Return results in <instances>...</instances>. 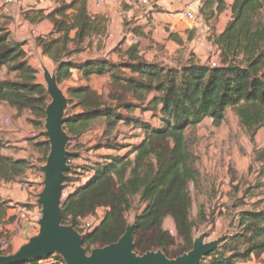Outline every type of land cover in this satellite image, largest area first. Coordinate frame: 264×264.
I'll return each instance as SVG.
<instances>
[{
	"label": "trees",
	"instance_id": "obj_1",
	"mask_svg": "<svg viewBox=\"0 0 264 264\" xmlns=\"http://www.w3.org/2000/svg\"><path fill=\"white\" fill-rule=\"evenodd\" d=\"M58 3L47 16L54 26L53 34L37 39L43 54L56 65L58 86L69 82L75 71L87 83L93 76L109 77L103 93L89 84L67 89L64 130L70 137L68 149L75 155L68 158L73 165L66 181H75L69 176L80 170L74 162L80 158L82 138L98 122L104 121L106 127L95 150H126L123 155L100 156L101 161L85 169L90 174L87 182L62 201V224L78 231L84 248L91 253L117 243L125 235L130 226L128 214L138 200L144 208L132 223L137 255L161 251L167 258L176 259L191 252L195 233L208 225L206 215L198 222L192 218L191 187L198 184L201 174L195 137L190 141L187 133L195 135L206 119L212 120L214 127H221L230 109L252 141L264 128V0L202 1L199 14L213 31L210 42L217 47L216 66L211 60L202 63L194 54L180 59L176 66L148 61L140 43L126 45V38L113 51L117 61L82 58L92 48L87 40L106 36L109 20L92 17L87 0ZM226 12L231 13V19L217 35V22ZM6 23V27L0 26V74L6 70L4 79H0V107L8 105L19 115L30 113L29 124L34 132L41 131L34 137L38 140L35 147L43 154L45 164L50 144L44 127L51 98L47 87L38 82V71L30 65L24 44L12 39ZM169 39L182 45L173 34ZM136 112L150 114V120L158 125L135 116ZM121 124L139 130L142 140L131 147L120 145L113 133ZM3 149L0 141V182L19 184L28 180L34 170L31 161L3 155ZM22 207L33 208L30 204ZM13 208L0 198V241H10L5 228L19 221L17 216L9 217ZM100 211L104 212L101 218ZM90 219H95L94 227L86 231L81 225ZM168 219L174 224V234L164 228ZM229 228L222 235L224 241L201 264H264V208L240 210ZM11 248L0 251V256H9ZM40 260L24 264H38Z\"/></svg>",
	"mask_w": 264,
	"mask_h": 264
},
{
	"label": "rangeland",
	"instance_id": "obj_2",
	"mask_svg": "<svg viewBox=\"0 0 264 264\" xmlns=\"http://www.w3.org/2000/svg\"><path fill=\"white\" fill-rule=\"evenodd\" d=\"M127 1H132L131 3H134L137 0ZM129 7L131 6L129 5ZM21 18L23 19V11H21ZM7 22L9 26V21ZM154 23L157 24L159 22L154 21ZM5 24L7 25L6 21H0V26L6 27ZM136 27L133 21L125 19L123 22V32L125 34L132 32ZM153 29L155 30V27H153ZM166 30V28H163V30L156 32L154 39L153 31L137 38L140 40L141 50L143 52L149 53L148 56L152 60L167 65L174 62L176 63V60L167 56L165 44L163 42L159 43L156 40H159L161 34L163 35L164 32H167ZM209 33L211 38L213 36V31L210 30ZM91 54L93 53L91 52ZM191 54L193 53L190 52L188 47L184 57L190 58ZM86 56H89V53L85 52L80 57L84 58ZM174 66H176V64H174ZM5 75L6 72L3 71L0 74V79H4ZM43 83V85L47 87L46 81H43ZM71 86L73 85L66 83L59 86V88L67 95V89ZM9 108L8 105H2L0 109V141L4 145V149L1 152L3 155H8L14 159L23 157L24 155L34 166V170L30 172L28 182H30V186L34 188L30 201L33 203V208H36V218L39 222L42 208L38 205L37 201L39 194L44 189L43 183L45 180L41 167L46 163H42L43 154L35 147L38 140L34 138L35 136H32V133L24 130L25 123L31 126L29 124V119L27 120L23 113L22 115H19L18 112L13 113L10 110L11 108ZM136 115L146 121H149L151 117L150 114L141 116L139 112H136L135 116ZM152 123L158 125L157 121H152ZM121 125L117 131L113 133V136L117 134V141L120 145L131 147L142 140V135L139 130L134 129L132 126L125 127ZM105 127L104 121L98 122L94 129L83 138V144L81 143V157L74 162L75 167L80 169L76 174H72L75 181L85 177L88 174L85 169L93 166L94 162L101 161L99 158L100 156L123 155L126 153V150L119 153L108 150H95V146L103 137ZM44 131L46 132V129H44ZM35 133L38 135L41 131L37 130ZM194 133L195 135L189 131L187 135L190 141L195 137L194 150L200 159L198 166L201 177L198 184L192 185L191 187L193 199L191 213L195 222L203 220L201 219L202 216L204 217L206 215L207 218L205 217V220L208 225L207 229H209L208 231L210 233L209 239H207V243H209L210 238H215L217 240L220 234L216 233L217 230L221 232L225 227H229L236 219L240 210H248L253 207L264 208V128L258 131L254 141H252L250 135L240 126L239 120L233 110L230 109L227 111L226 121L221 127H214L212 121L206 119ZM40 141H43V139H40ZM87 145H91V147ZM38 169H40V172ZM23 184L24 183L12 184V186L18 185L23 191ZM8 186L9 184L0 182V190L6 189ZM143 208L144 206L139 204L138 200H136L133 210L128 214L130 225H133L132 223L135 215L140 213ZM103 214L104 212L100 211L98 215L101 218ZM38 222L36 221V223H34L36 226L32 227L29 233L31 237L26 238L24 241L22 237V240H20L17 245L15 244L16 240H13L12 236L23 232V229L20 225H18L20 228L19 231L15 227H11L9 230L10 234L12 233V236L9 234L11 237L10 241L3 238L9 245L8 247H4L0 243V251H7L11 246L10 255L15 254L21 246L26 244L32 237L39 234L40 226ZM94 222L95 219L87 220L82 222L81 227L85 229L87 224H93ZM164 228L169 231H172L171 229L174 230L169 219L166 220ZM202 232H204L203 229L197 231L195 237H200ZM172 234H174V231Z\"/></svg>",
	"mask_w": 264,
	"mask_h": 264
},
{
	"label": "crops",
	"instance_id": "obj_3",
	"mask_svg": "<svg viewBox=\"0 0 264 264\" xmlns=\"http://www.w3.org/2000/svg\"><path fill=\"white\" fill-rule=\"evenodd\" d=\"M72 1L73 0H65L67 3H71ZM131 2L132 1L127 0H87L89 14L92 17L105 16L108 18L109 22L107 25V34L104 38L94 36L90 40H87V43H92V48L90 52L88 51L89 56L86 57H105L117 61L118 55L114 54L113 51L124 41L125 38L126 45H131L132 37H142L141 35L136 36L138 33L147 35L150 31H153L154 39L156 32L166 28V31H169L170 34H173L174 37H177L182 42L181 45L178 41L169 39L170 34L167 32H164L163 35L160 33L161 37L159 40L156 39L157 42H163L165 44L166 55L171 59L176 60V63L174 62L167 65L174 66V64H177L180 59H184L188 47L190 52L193 53L202 63L208 62L209 59L211 61L217 60V47L210 42V29L199 14L201 6L194 9L195 20H189L185 16L187 11L192 10L187 8V5L189 4L188 0H159L153 9L141 8L138 5V0L134 3ZM58 5V0H17L13 5H7L5 4V0H0V21H9V26H7V28L11 33L12 39L18 43L24 44L23 49L27 53L30 65L38 71L37 78L38 82L41 84H44L43 81H46V71L52 76L55 75L56 65L52 59L43 54L42 48L37 44V39L48 38L53 34L54 26L52 22L48 20L47 16ZM129 5L131 7H129ZM21 11H23V19L21 18ZM125 19L133 21L135 26H137L132 32L126 34L123 32V22ZM230 19V12H226L219 17V22L216 25L217 35L224 31ZM154 21L159 23L156 24ZM153 27H155V30ZM32 32H35V35H33ZM75 35L76 31L71 33L72 38H74ZM87 43L85 44V48ZM91 52L93 54H91ZM142 54L145 55V58L148 61H152L148 56L149 53L142 52ZM4 72H6V70ZM108 82L109 77L107 76H93L91 81L87 83L82 74L75 71L73 72L72 79L67 83L73 86L89 84L93 90L103 93L104 86ZM10 110L13 113L17 112L14 109ZM23 115L27 120L31 118L29 112H24ZM24 125V130L26 132L32 133V136L36 135L32 126H29L27 123ZM87 146L91 147V145ZM81 151L82 149H80L78 153H81ZM16 159H26V156L23 155V157H17ZM31 196V191L24 189L22 191L18 185L12 186V184H9L6 189L0 190V198L9 201L11 205L14 206L13 209L9 210V217L17 216L19 218L18 223L7 225L5 230L10 233V228L15 227L19 231L20 228L18 225L23 229V232L15 234V236H12V233L10 234V236L13 237V240H16V245L22 240V237L23 241L26 238L31 237V234L29 233L32 227L36 226L34 223H36V221L38 222L36 218V208H31L27 213L23 214H20L19 212V207L21 205L33 204L32 201H30ZM171 223L174 228L172 221ZM229 229V227H225L221 232L217 230L216 233H220L217 240L224 238L222 235H224ZM171 230L172 231L170 232L173 233L174 230ZM208 230L209 229L204 230L201 235L209 233ZM207 239L209 238H205L206 243L208 241ZM213 241H216V239L210 238L209 242ZM247 264L258 263L252 261Z\"/></svg>",
	"mask_w": 264,
	"mask_h": 264
},
{
	"label": "water",
	"instance_id": "obj_4",
	"mask_svg": "<svg viewBox=\"0 0 264 264\" xmlns=\"http://www.w3.org/2000/svg\"><path fill=\"white\" fill-rule=\"evenodd\" d=\"M51 103L46 110L45 129L50 153L44 173V189L39 194L38 205L42 208L39 234L32 237L15 254L0 256V264H24L57 255L65 264H201L202 260L224 241L220 238L206 243L205 235L194 240L193 250L176 259L167 258L161 251L137 255L134 252V225L128 226L125 235L115 244L96 248L88 253L83 236L73 227L62 224V190L71 170L67 164L74 156L68 150L70 137L64 130L67 121L68 100L57 84L55 75L45 72Z\"/></svg>",
	"mask_w": 264,
	"mask_h": 264
},
{
	"label": "built area",
	"instance_id": "obj_5",
	"mask_svg": "<svg viewBox=\"0 0 264 264\" xmlns=\"http://www.w3.org/2000/svg\"><path fill=\"white\" fill-rule=\"evenodd\" d=\"M158 1L159 0H138V5L143 9H153V7H155V5L158 3ZM188 1H189V4L187 5V8L192 9V10L187 11L185 13V16L189 20H195L196 17H195L194 9L196 7L202 6L203 0H188ZM16 2H17V0H5V4H7V5H13ZM32 34L35 35V32H32ZM131 42H132V44L138 45L140 43V40L138 38L132 37ZM216 65H217L216 61H213L212 66H216ZM67 164L72 169V165H73L72 160H67ZM69 177H72V175H70ZM88 178H89V174H87L85 177H82L80 181H74V182L65 181L64 182V188L62 190L61 200L65 201L68 197H70V195L75 192V190L79 187L80 184L87 182ZM23 183L24 184H23L22 188L24 190H28V191L33 192L34 188L32 186H30V184H29L30 182H28V180H26ZM30 205H32V204H30ZM28 210L29 209H27V207H22V206L19 207L20 214L27 213ZM93 227H94L93 224H87L86 231H91L93 229ZM0 243L4 247H8V245H9V243L6 240H1ZM58 258H60V257L57 255H52L49 258H44V259L38 261V264H65V262L63 260L60 261Z\"/></svg>",
	"mask_w": 264,
	"mask_h": 264
}]
</instances>
